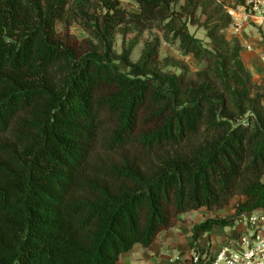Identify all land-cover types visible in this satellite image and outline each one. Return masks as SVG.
Segmentation results:
<instances>
[{
  "label": "trees",
  "instance_id": "16d2710c",
  "mask_svg": "<svg viewBox=\"0 0 264 264\" xmlns=\"http://www.w3.org/2000/svg\"><path fill=\"white\" fill-rule=\"evenodd\" d=\"M131 1L0 0V264H119L184 213L245 198L193 225L196 247L264 208V93L224 33L233 16L221 0H185L187 17L179 0ZM198 10L211 48L189 29ZM154 28L133 62L129 35ZM162 41L204 63L193 84Z\"/></svg>",
  "mask_w": 264,
  "mask_h": 264
},
{
  "label": "rangeland",
  "instance_id": "374dc122",
  "mask_svg": "<svg viewBox=\"0 0 264 264\" xmlns=\"http://www.w3.org/2000/svg\"><path fill=\"white\" fill-rule=\"evenodd\" d=\"M119 1L121 2L122 7H125L130 10L137 9L131 0H119ZM221 1L225 5V8L228 10V12L233 16L232 25L229 26L224 32L227 38L231 39L232 37H238L240 39L242 46L241 57H258V59H260V61L263 63L262 66L263 72H261L259 76L254 75L253 71L250 70L247 64L246 65L252 74L253 84L255 89H258L260 87L262 88L261 91L264 93V27L259 24L260 19H258L257 17L253 18L249 16L248 11L244 8L245 0H221ZM184 3L185 0H179L176 6V11H178L179 13H183L185 17H187L189 16V14L187 12H183L181 9V6L184 5ZM191 18L192 21L189 23V29L191 33L194 34L200 40H202L207 47L211 48L212 41L211 38L208 36V30L204 25L206 20L205 15L201 13V10H198L194 16H191ZM64 27L65 26L63 23L58 24L59 30H63ZM157 29L158 28H154L152 29V31L146 30L143 33H140L139 35H135V34L129 35L128 41L135 36L138 38V43L134 47L131 54V60L133 62H137L140 59L145 41L148 40L150 33H157L158 31ZM70 32L74 35H77L80 39L86 37V33L79 25H72L70 27ZM122 44H123L122 36L117 35L115 40V48L117 53L122 52ZM247 46L250 47L248 48ZM167 56L174 57L175 59L184 62L185 66L183 68L168 66L166 70L171 73L176 72L178 74H181L182 77L185 78V82L187 83L192 82L193 84L198 79L200 74L203 73L205 66L203 62L199 61L198 59L190 55L183 56L176 46L170 45L167 42L162 41L161 49H160V57L163 60ZM114 64L122 72H128L130 70L129 67H127L120 60L114 61ZM244 199L245 198L235 197L231 200L230 204L227 207L221 210L220 209L208 210L207 208H204L202 212H200L201 218L202 220L203 219L206 220L211 217L218 218V217L230 216V214L232 215L235 213L236 204L240 200H244ZM182 215H180L179 217L180 220H182V218L184 219ZM188 215L189 212L185 214V217H188ZM184 220L189 221L188 219H184ZM236 223H241V221L235 222L233 225H236ZM191 225L193 227V223ZM194 248H199V247L196 245V247Z\"/></svg>",
  "mask_w": 264,
  "mask_h": 264
},
{
  "label": "crops",
  "instance_id": "0c3cea01",
  "mask_svg": "<svg viewBox=\"0 0 264 264\" xmlns=\"http://www.w3.org/2000/svg\"><path fill=\"white\" fill-rule=\"evenodd\" d=\"M243 60L254 75L259 76L263 72V63L258 57H243ZM203 209L189 212L188 217H185L186 213H184L182 216L189 221L182 218L176 226L160 233L148 248L136 246L131 251L122 254L119 264H186L194 248L191 224L195 225L204 221L200 215ZM244 230V223L226 227L215 226L210 232H202L195 243L202 252L212 256L219 245L237 237Z\"/></svg>",
  "mask_w": 264,
  "mask_h": 264
},
{
  "label": "built area",
  "instance_id": "2783aa9c",
  "mask_svg": "<svg viewBox=\"0 0 264 264\" xmlns=\"http://www.w3.org/2000/svg\"><path fill=\"white\" fill-rule=\"evenodd\" d=\"M244 8L264 27V0H245ZM240 221L245 230L237 237L219 245L212 256L193 248L186 264H264V210L244 213Z\"/></svg>",
  "mask_w": 264,
  "mask_h": 264
}]
</instances>
